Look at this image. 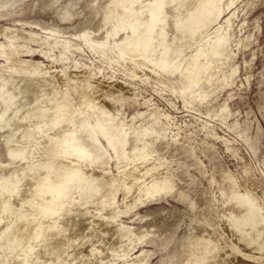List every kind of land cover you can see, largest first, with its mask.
<instances>
[{"label": "rangeland", "instance_id": "1", "mask_svg": "<svg viewBox=\"0 0 264 264\" xmlns=\"http://www.w3.org/2000/svg\"><path fill=\"white\" fill-rule=\"evenodd\" d=\"M157 1L139 0L132 7L133 0H0V179L22 183L32 170L42 176L53 160L42 145L33 152L31 143L24 141L30 129L23 131L19 125L38 98L42 103L60 102L59 90L53 99L57 77L65 78L72 103L81 110L86 108L74 81L106 82L111 89L135 94L125 99L126 120L119 129L128 138L126 169L142 160L135 154L142 148L147 160L157 157L177 184L174 193L161 194L157 201L144 193L145 205L120 217V224L135 231L128 238L133 252L117 253L111 264H185L194 255L193 247L217 232L225 260L264 264V248L256 250L254 242L245 245L234 235L228 237V228H222V215L236 218L249 196L264 210V0H161L166 22L157 26L154 38L162 43L160 30H167L164 48L169 58L162 60H174L184 74L198 47L207 43L202 81L188 93L178 91L174 68L169 69L174 78L160 75L150 68L159 58L151 53L137 57L135 47L123 42L131 30L118 27L121 19L132 12L147 24L150 16L141 12ZM164 48H157V53ZM109 96L123 100L120 94ZM53 121L54 134L68 132L67 126L57 131L61 118L55 120L54 115L44 116L40 124ZM93 125L121 181L113 140L95 120ZM140 128L147 131L143 141L136 136ZM31 129L36 132L37 125ZM152 132L155 135H149ZM9 146L24 152L18 166ZM151 170L137 179L151 184ZM127 180L120 182L122 212L128 209ZM17 197L13 201L21 204ZM3 219L0 233L8 222L6 216ZM247 231L249 240L264 241V225Z\"/></svg>", "mask_w": 264, "mask_h": 264}, {"label": "bare ground", "instance_id": "2", "mask_svg": "<svg viewBox=\"0 0 264 264\" xmlns=\"http://www.w3.org/2000/svg\"><path fill=\"white\" fill-rule=\"evenodd\" d=\"M138 1L133 0L131 6L133 7ZM163 8L164 4L161 0L145 6L141 16H150L148 25L131 12L128 13V18L121 19L118 27L131 30V36L123 42L129 45L128 48L135 47L137 57L139 55L145 57V54L151 53V56L159 58V60L155 59V62L152 61L150 68L166 78H174L169 73V69L174 68L173 74L179 75L176 79L178 91L188 93L195 90L202 81L204 63L208 58L207 43H203L198 47L197 52L193 53L190 65L184 74H180L179 69L174 65V60H162L164 57L169 58L168 49L164 48L167 42V30H160L162 43L155 40L154 34L157 26L166 22ZM159 47L164 50L158 54ZM129 60L133 64L136 63L134 58L130 57ZM72 77L74 80L78 78L73 75ZM57 78L58 87L53 91V99L57 97L59 90V97H62L60 102L42 103L38 98L37 105L28 109L27 118L19 125L23 131L30 129L24 132V141L31 143L33 152L42 145L46 151L52 152L53 160L46 163L49 167H46L43 177L32 170L22 183H16L12 179H0V224H3L4 216L8 220L6 227L0 233V264H111L117 253L133 252L128 238L135 231L120 224L118 221L120 217L124 214L128 215L138 206L145 205L142 200L144 193L147 194L148 199L157 201L161 194L174 193L177 188L175 180L168 176L170 170L158 163L157 157L152 161L147 160L148 153L142 148L135 150V154H138L142 160L138 159V163L132 164L129 170L126 169L125 149L128 146V138L126 134L119 132V129L126 120L123 109L125 99L134 97L133 92L125 94L126 92L121 91L123 88L111 89L106 82L100 85L101 82L99 84L90 81L89 84L83 85L78 78L77 82L74 81L75 92L84 100L86 108L81 110L72 103L65 78L62 76ZM115 94H120L123 100L116 101L109 96ZM50 115H54L55 120L61 118L57 131H60L62 126H67L68 132L54 134V121L40 124L44 116ZM94 120L103 133L113 140L120 160L121 181L124 182V178H128L125 182L129 192L127 211L122 212L119 208L118 196L123 185L112 172L114 159L97 135L93 125ZM33 124L37 125L36 132L31 129ZM146 133V130L140 128L136 136L143 141V137H147ZM9 150L16 158L14 166H18L21 154L24 152H17L14 146H9ZM147 168H151V172L155 173L151 184H147V179H137L147 171ZM17 196L19 198L21 196V204L20 201L16 200L18 204L13 201L14 198H18ZM242 203L243 208L241 213H237L236 218L230 220L227 217L232 215H222V228L223 230L228 228L231 233L228 237L234 235L237 240L244 241L245 245L254 242L256 250L263 249L264 241L249 240L247 229H256L264 225V210L251 196L242 200ZM45 217L48 220H45ZM221 239V235L217 232L215 238L202 240V244L193 247L194 255L189 256L185 264H251L243 259V261L237 259L231 262L225 260L222 253L224 243ZM231 252L235 254L237 251ZM262 252L261 254H264Z\"/></svg>", "mask_w": 264, "mask_h": 264}]
</instances>
